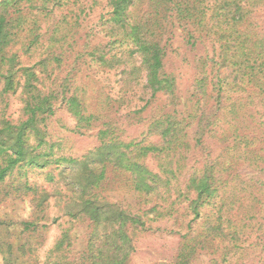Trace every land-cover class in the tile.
Listing matches in <instances>:
<instances>
[{
  "label": "trees",
  "instance_id": "obj_1",
  "mask_svg": "<svg viewBox=\"0 0 264 264\" xmlns=\"http://www.w3.org/2000/svg\"><path fill=\"white\" fill-rule=\"evenodd\" d=\"M96 9V22L84 26ZM175 37L208 48L192 61L184 101L166 68ZM107 75L118 88L114 99L95 87ZM12 98L21 106L17 120L6 116ZM156 100L158 110L142 117ZM260 104L264 0H0V197L31 199L33 210L13 233L11 221L0 219V264H194L209 250L211 264H226L245 247L259 249L264 264L262 224L251 225L264 203L250 192L243 223L235 216L242 187L258 183L233 171L243 163L264 173V150L253 149L257 140L240 128L247 109ZM59 108L72 133L96 140L79 157L58 154L60 141L48 130ZM118 112L146 124L139 140L124 136L119 117H111ZM29 174L44 182L29 183ZM114 183L138 200L137 212L103 194ZM51 198L63 217L87 221L88 233L74 252L71 229H61L39 261L32 238L45 228L39 222ZM177 206L187 229L195 223L199 230L181 236L169 262L138 260L140 243L159 231L151 224L172 218Z\"/></svg>",
  "mask_w": 264,
  "mask_h": 264
},
{
  "label": "rangeland",
  "instance_id": "obj_2",
  "mask_svg": "<svg viewBox=\"0 0 264 264\" xmlns=\"http://www.w3.org/2000/svg\"><path fill=\"white\" fill-rule=\"evenodd\" d=\"M142 10H145V5L142 6ZM97 9L94 14L88 18L87 22L83 24L84 26L92 25L96 22ZM87 28L82 27L79 30L77 39L82 38L84 33H86ZM97 38V36H95ZM96 39L94 40V42ZM206 46L197 45L196 48L191 49L190 47L185 46L179 37H175L171 48L168 53L166 60V68L169 72H172L176 76L178 83V94L181 96L182 101L187 98L190 85L192 84V79L194 77L195 70L193 68L192 61L195 59L196 55L204 54L207 51ZM86 75H91L87 72ZM84 79V78H83ZM113 75L100 76L96 77L97 83L95 87L102 90L104 88V93H108L112 99L117 95L118 88L114 82ZM135 104L142 106L144 101H137ZM160 106L159 100L153 101L145 112H143L142 117H149L155 113ZM20 103L18 100L12 98L10 100V107L6 113L7 118L12 120H17L20 117ZM247 110L251 112L249 116L243 119L241 122L240 128L243 131V134L252 137L257 140L256 147L253 149H258L263 151L264 145L262 141L264 139V125L261 126V123H264V104H260L257 107H249ZM114 112V111H113ZM120 115V116H119ZM124 112H118L112 114L111 117H119L118 121L121 122L122 128L125 129V137L132 139H140L143 132L146 129L145 123L136 124L133 121L127 123L123 117ZM252 115V116H251ZM251 116V117H250ZM74 126L73 121L67 115L66 111L63 108L57 109L55 115L48 122V130L55 138V140L60 141V149H58V154L64 156L79 157L84 154L88 149H92L96 144V140L92 135H77L72 133L70 129ZM155 141V139H153ZM211 146L214 148L217 144H214V141H210ZM151 160V159H150ZM190 162V157L188 158ZM155 161L152 159L150 161L151 167H154ZM234 173L242 177L243 182L254 181L258 184L253 187H242L246 190L245 194L240 195V204L236 205L238 211L235 214L236 220L240 223H243V211L240 209L241 204L243 207V202L245 205L252 203L249 200H252L249 193H253L258 196L259 200L264 203V173L256 172L255 170L248 167V165H243V163L237 164L233 167ZM43 183L44 179L38 174H29V183ZM252 182L253 184H255ZM259 182H263L262 185H259ZM236 183V180H235ZM239 183V181H238ZM46 187H49L46 185ZM258 192V193H256ZM109 200L116 201L122 208H128L133 213L138 210V200L130 194L127 188L120 186L118 184H113L112 188H108L103 192ZM244 195V197H243ZM58 196V195H53ZM26 201H20L19 199L15 200L12 194L6 197H0V219L4 222L10 220V233L15 232L16 225H19L22 221L28 219L31 215L32 204L30 203L31 199H23ZM45 208V218L39 222L40 227L45 224V228H39L33 234L34 237L32 241L37 245L36 249L39 255V261L44 259L45 251L52 247L55 241L58 239L61 229L70 228L72 235V243L74 246V252L80 251L83 249L86 235L88 233V223L87 221H70L67 217L61 215L60 208L58 203L55 202L52 198L47 202H44ZM177 211L172 218L162 222H153L151 225L153 229H159V231L150 233L141 243H140V254L141 258L144 261L152 259H166V261H171L177 251L179 243L181 241V236L185 235L190 230V234L197 232L199 230L197 225L191 224L187 229V223L189 219L186 217L184 206H177L175 208ZM261 210L254 208V212L257 213L255 219L251 221V225L261 223V237L264 234V214L258 213ZM44 216V215H43ZM153 232V233H151ZM243 249V245L241 246ZM222 250H218L216 254L221 253ZM212 250L207 252H202L198 254L194 261V264H211L210 260L215 257ZM261 251L259 249L254 250L250 247H245V250L237 252L226 264H258ZM43 257V258H42Z\"/></svg>",
  "mask_w": 264,
  "mask_h": 264
}]
</instances>
